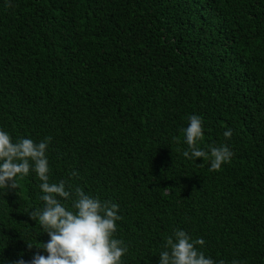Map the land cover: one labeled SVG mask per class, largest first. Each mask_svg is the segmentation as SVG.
Instances as JSON below:
<instances>
[{
	"label": "trees",
	"instance_id": "16d2710c",
	"mask_svg": "<svg viewBox=\"0 0 264 264\" xmlns=\"http://www.w3.org/2000/svg\"><path fill=\"white\" fill-rule=\"evenodd\" d=\"M192 114L200 147L234 152L218 170L183 155ZM0 126L51 136V182L119 205L124 264H158L177 228L264 264V0H0ZM40 183L0 190V264L47 255Z\"/></svg>",
	"mask_w": 264,
	"mask_h": 264
},
{
	"label": "clouds",
	"instance_id": "9594fccd",
	"mask_svg": "<svg viewBox=\"0 0 264 264\" xmlns=\"http://www.w3.org/2000/svg\"><path fill=\"white\" fill-rule=\"evenodd\" d=\"M183 131L189 146L183 155L190 160L210 157L211 170H218L234 156L227 144L211 146L209 150L198 145L204 136L202 115H190ZM232 131L228 128L224 136L230 138ZM51 140V136L39 141L30 136L14 140L11 133L0 126V190L16 189L17 177L35 172L41 181L43 203L28 214L33 220L38 219L50 237L41 247L47 255L36 252L31 260H25L21 255L8 264H124L128 246L115 235L117 221L122 219L119 205L92 195L80 186L73 190L67 180L51 182L47 155ZM204 244L202 237L194 239L186 230L177 228L159 252L158 264H225L198 247ZM233 264H239V261H233Z\"/></svg>",
	"mask_w": 264,
	"mask_h": 264
}]
</instances>
